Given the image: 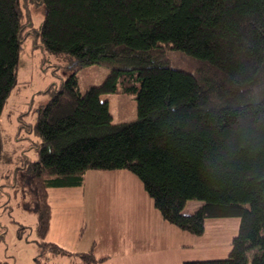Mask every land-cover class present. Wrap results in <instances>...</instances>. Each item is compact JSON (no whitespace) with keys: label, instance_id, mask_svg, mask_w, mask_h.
Returning a JSON list of instances; mask_svg holds the SVG:
<instances>
[{"label":"trees","instance_id":"16d2710c","mask_svg":"<svg viewBox=\"0 0 264 264\" xmlns=\"http://www.w3.org/2000/svg\"><path fill=\"white\" fill-rule=\"evenodd\" d=\"M35 1L45 8L44 49L110 68L85 92L74 74L50 87L31 126L41 144L24 169L38 256L74 255L47 239L51 188L82 186L90 169L127 170L163 219L189 234L204 235L209 218H240L227 256L184 264H264V0ZM20 6L0 0V115L17 82ZM106 93L135 95L137 118L114 122ZM189 200L202 203L185 213ZM76 255L103 262L93 250Z\"/></svg>","mask_w":264,"mask_h":264},{"label":"rangeland","instance_id":"374dc122","mask_svg":"<svg viewBox=\"0 0 264 264\" xmlns=\"http://www.w3.org/2000/svg\"><path fill=\"white\" fill-rule=\"evenodd\" d=\"M21 14L27 27L20 53L17 82L9 94L0 115V262L14 264H77L66 254L39 255L36 242L38 213L34 188L25 172V164L38 158L41 139L31 129L38 119V109L50 98V87H56L70 75H76L81 92L91 85L102 84L110 68L101 64H81L66 55H58L43 48L37 33L44 16L43 4L35 0H20ZM30 19V20H29ZM33 25V29L30 28ZM177 64L192 67L194 62L182 54H170ZM192 62V63H190ZM102 99L110 101L114 122L132 121L137 118V99L129 93H106ZM52 197L58 204L56 211L61 226L71 228L77 223L97 221L113 222L120 219L117 209L124 211L127 205L144 206L140 198L146 194L142 182L127 170H96L85 173L82 186L52 189ZM148 195V196H147ZM149 199V198H148ZM200 200H189L186 210H194ZM228 218L225 224L217 219L209 220L204 237L200 238L197 257L201 259L227 256L231 249V237L237 233L240 218ZM122 219V218H121ZM75 224V226L77 225ZM217 224V225H216ZM74 226V227H75ZM108 228H100L105 231ZM75 230V229H74ZM230 246V247H229ZM67 250L70 248L64 247ZM49 255H52L50 253ZM79 258V257H78Z\"/></svg>","mask_w":264,"mask_h":264},{"label":"crops","instance_id":"0c3cea01","mask_svg":"<svg viewBox=\"0 0 264 264\" xmlns=\"http://www.w3.org/2000/svg\"><path fill=\"white\" fill-rule=\"evenodd\" d=\"M52 189L57 188L49 190L52 218L47 239L62 247L70 248L69 251L75 256L76 253L93 250L97 258L103 259L102 264H184L187 260L202 257L198 256L201 251L200 238L206 233L202 236H194L168 223L155 208L152 199L148 195L146 197L144 193L141 195L144 198L139 199L144 202V206L127 205L124 211L117 209L116 213L120 219L113 222L97 221L92 223L91 227L88 222L83 223L82 220V223L70 226L72 230L61 226L58 222L56 214L58 204H55L53 198L55 203L52 202ZM200 205L201 203L194 205V210ZM184 212L193 211L186 210L185 207ZM212 219L217 218L207 219L206 230L209 225H213V222L209 221ZM216 222L225 224L228 218H219ZM103 227L108 228L106 233L100 232V228ZM49 256L53 258L55 255ZM73 261L80 264L78 257H74Z\"/></svg>","mask_w":264,"mask_h":264}]
</instances>
